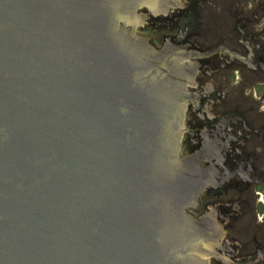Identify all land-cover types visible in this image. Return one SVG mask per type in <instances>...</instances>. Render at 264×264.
<instances>
[{"label":"water","instance_id":"water-1","mask_svg":"<svg viewBox=\"0 0 264 264\" xmlns=\"http://www.w3.org/2000/svg\"><path fill=\"white\" fill-rule=\"evenodd\" d=\"M176 2L0 0V264H207L189 65L136 13Z\"/></svg>","mask_w":264,"mask_h":264},{"label":"flooded vegetation","instance_id":"flooded-vegetation-1","mask_svg":"<svg viewBox=\"0 0 264 264\" xmlns=\"http://www.w3.org/2000/svg\"><path fill=\"white\" fill-rule=\"evenodd\" d=\"M172 8L143 33L189 65L179 157L198 160L206 185L188 213L207 264H264V0Z\"/></svg>","mask_w":264,"mask_h":264},{"label":"rangeland","instance_id":"rangeland-1","mask_svg":"<svg viewBox=\"0 0 264 264\" xmlns=\"http://www.w3.org/2000/svg\"><path fill=\"white\" fill-rule=\"evenodd\" d=\"M181 3H183V4H186V2H187V0H179ZM173 11V9L172 10H170V11H167L166 12V15H168V14H170L171 12ZM137 14H141V16H142V18H144V23H143V25L141 26V28H140V32H141V34H143V35H145L143 32L144 31H147L148 29H153V30H155V31H157V29H156V26H155V24H156V22H157V20H158V18H157V14H155V15H149L148 13H146L145 12V10H138L137 12H136ZM165 16V15H164ZM148 38H150V37H148ZM150 40V42L153 44V46L156 48V49H159V48H157L155 45H154V43L152 42V39H149Z\"/></svg>","mask_w":264,"mask_h":264}]
</instances>
